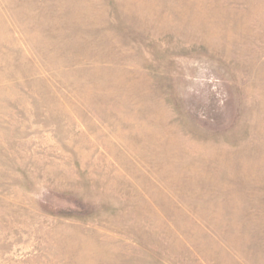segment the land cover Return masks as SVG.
<instances>
[{
    "label": "rangeland",
    "instance_id": "rangeland-1",
    "mask_svg": "<svg viewBox=\"0 0 264 264\" xmlns=\"http://www.w3.org/2000/svg\"><path fill=\"white\" fill-rule=\"evenodd\" d=\"M0 264H264V0H0Z\"/></svg>",
    "mask_w": 264,
    "mask_h": 264
}]
</instances>
